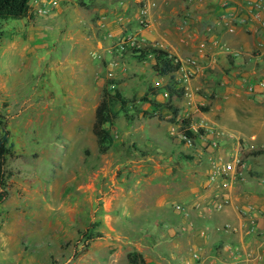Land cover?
I'll use <instances>...</instances> for the list:
<instances>
[{
	"label": "rangeland",
	"instance_id": "1",
	"mask_svg": "<svg viewBox=\"0 0 264 264\" xmlns=\"http://www.w3.org/2000/svg\"><path fill=\"white\" fill-rule=\"evenodd\" d=\"M79 4L68 0L46 16L35 13V22H0V108L16 152L6 164L10 195L0 204V264H132L128 255L141 253L140 243L144 253L151 251L136 233L154 235L166 249L161 228L173 227L169 220L158 222L161 209L137 213L139 207L173 210L181 204L188 215L166 211L172 218L186 215L190 224L196 216L188 207L210 188L209 169L218 158L211 145L226 153L230 141L249 140L259 129L260 137L254 136L258 151L264 149V118L256 117L264 102L233 104L216 98L211 87L182 85L178 74L159 75L152 57L133 58L137 48L117 50V39L105 35L91 8L78 6L73 15ZM132 20L117 24L140 39L138 33L149 29L157 38L148 42L167 49L158 24L147 15ZM116 88L127 103L115 107V141L101 153L92 131L96 108L104 89ZM231 109L236 117H229ZM185 116L192 118V129L206 131L195 144L181 131L179 118ZM250 161L246 179L234 184L240 197L260 196L254 212L261 224L264 152H254ZM88 229L101 237L87 248L81 232ZM182 229L178 233H189L190 226ZM234 246L243 249L239 242Z\"/></svg>",
	"mask_w": 264,
	"mask_h": 264
},
{
	"label": "crops",
	"instance_id": "2",
	"mask_svg": "<svg viewBox=\"0 0 264 264\" xmlns=\"http://www.w3.org/2000/svg\"><path fill=\"white\" fill-rule=\"evenodd\" d=\"M67 1L62 0L58 6H55L56 9ZM257 1L80 0V4L74 7L73 15L77 14L78 6L91 8L90 17H95L97 14V22L103 26L105 35L111 37L109 34L112 33L113 38L117 39L120 35L129 32L118 25L117 21L123 23L124 26L127 23L130 24L132 18L134 20L135 17L141 15L142 6H144L152 24L156 23L159 28H162L160 34L163 43L167 46V49H163L175 55L182 63V67L176 73L180 76L182 85L211 87L216 98L219 100L226 98L228 99L226 101L233 104L240 100L264 102V0L262 8L257 6ZM48 2L49 0H33L34 15L37 7L43 4L48 5ZM152 2H156V6H153ZM108 7L111 9H107ZM138 34L142 38H139L140 40L149 44L152 42L148 40L157 38V34L146 28ZM173 34L178 35L175 41L171 38ZM148 57H152L154 63L153 55L150 54ZM184 68L193 72L188 82L183 79ZM221 93L225 95L221 96ZM204 99L208 100V98ZM219 107L222 108L221 105ZM233 112L234 110L231 112L233 116L229 114L230 118L236 117ZM256 117L264 118V110ZM255 131L253 135L260 137L261 131L259 129ZM260 142L264 143L261 140ZM221 143L227 144L224 141ZM229 144L232 145L233 142L230 141ZM212 147L213 144L211 149H214L217 156L224 154L221 148ZM251 162L249 161L250 167ZM215 165H217L216 161L209 169L210 188L201 193V200L195 201L188 207L196 216L191 221L192 223H187L186 215L181 214L182 216L172 218L173 215H169V212L173 210L177 212L174 207L173 210L169 208L170 211L167 206L138 208L137 213L145 208L158 211L161 209L159 212L162 214L159 215L158 222L169 220L170 224H173L169 231L161 228L163 238L169 241L166 249L160 247L154 235L144 237L136 233L137 242L142 240L145 244H150L149 253H144L143 243H140L141 245L137 248L148 264H228L230 245H236L239 242L243 249L254 250L263 241L264 236L254 237V235H245L243 232L235 234L224 230V225L228 222L241 225L242 218L239 211L247 208L244 202H250L251 206L255 207L260 196H251L250 193H245L241 197L237 195L239 186L234 184L237 180L226 179L218 175L213 176ZM220 189L224 196L219 193ZM192 190L193 193H198L197 190ZM214 191L218 194L215 198L213 197ZM212 200H226V207L223 210L208 209ZM199 203L201 206H198ZM188 226H190L189 233H178ZM204 230H208L211 234L201 235ZM262 252L264 254V244ZM181 260H185L184 263H181Z\"/></svg>",
	"mask_w": 264,
	"mask_h": 264
},
{
	"label": "trees",
	"instance_id": "3",
	"mask_svg": "<svg viewBox=\"0 0 264 264\" xmlns=\"http://www.w3.org/2000/svg\"><path fill=\"white\" fill-rule=\"evenodd\" d=\"M32 1L33 0H0V22H5L9 19L35 22L36 18L33 13ZM150 54L154 57L153 68L161 76H173L181 68L182 63L175 55H172L163 48L151 44H146L142 48L135 49L133 58L141 62L147 59ZM144 99L150 102L155 108L160 107V104H158L156 100H151L146 97ZM119 103L125 105L127 102L118 88L114 91L104 89L103 95L96 108L95 120L92 127L101 153H106L114 144L113 127L119 115L115 107ZM168 107L174 110V116L178 115V109L175 106L169 105ZM179 121H181L180 128L184 137L191 140L192 144H194L199 137L206 134L203 128H198L197 131L191 128L192 118L190 116L180 117ZM184 143H186V141ZM13 147L14 143L11 142V130L9 128L7 114L0 108V204L10 195L11 186L6 164L9 158L15 156L16 152L13 150ZM263 152L264 149L255 152V154H262ZM182 155L183 158L193 159V156L188 154L182 153ZM81 235L87 239L85 242V247L87 248L96 238L101 237L95 234L94 230L91 229L86 230V232H81ZM128 260L132 264H148L141 253L129 254Z\"/></svg>",
	"mask_w": 264,
	"mask_h": 264
},
{
	"label": "built area",
	"instance_id": "4",
	"mask_svg": "<svg viewBox=\"0 0 264 264\" xmlns=\"http://www.w3.org/2000/svg\"><path fill=\"white\" fill-rule=\"evenodd\" d=\"M62 0H49L48 5L43 4L40 7H37L35 9V12L38 15L46 16L50 14L51 10L58 6L59 3ZM194 1V0H191ZM257 6L262 8L263 0L257 1ZM153 6H156V2H152ZM148 11L144 7L141 10V16L147 15ZM143 21V19H142ZM109 36L113 37L114 35L112 33L109 34ZM146 44H149L145 41H142L138 38L137 35L127 32L125 34L120 35L117 38V50L119 51H125L129 48H142ZM151 45L158 47L157 45L151 43ZM182 67V65H181ZM184 76L183 79H185L186 82L191 79V76L193 75V72L190 69H183ZM188 88V87H186ZM224 133V132H222ZM232 147L224 154H221L216 159L217 165H215V168L213 169V176L218 175L223 178L232 180H245L246 176H248V171L250 169L249 161L254 156V152L258 151V145H257V139L256 136L252 135L249 140H233ZM227 201L226 200H212L211 203L208 205V209H217V210H223L226 207ZM198 206H201V203L198 204ZM174 209L177 212L185 213L188 215V211L184 206L181 204H176L174 206ZM254 206L250 208H246L242 210L241 218V225H235L234 223H226L224 225V230L229 233H240L245 232L246 234L249 233H255L259 236H264V218L262 219L263 225H261L256 220V212ZM204 233V231H202ZM264 244V239L260 243V245L255 248L254 250L249 249H241L238 247H235L234 245H230L228 247L229 249V264H262V248Z\"/></svg>",
	"mask_w": 264,
	"mask_h": 264
}]
</instances>
